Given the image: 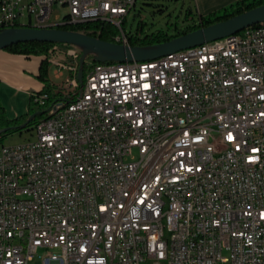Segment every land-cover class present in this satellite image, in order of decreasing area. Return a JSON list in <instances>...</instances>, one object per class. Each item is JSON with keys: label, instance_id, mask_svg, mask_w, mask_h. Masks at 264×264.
<instances>
[{"label": "built area", "instance_id": "1", "mask_svg": "<svg viewBox=\"0 0 264 264\" xmlns=\"http://www.w3.org/2000/svg\"><path fill=\"white\" fill-rule=\"evenodd\" d=\"M136 4L0 0V31L101 22L130 46ZM65 54L72 91L34 93L35 139L0 147V264H264V24L194 55L84 64L82 82Z\"/></svg>", "mask_w": 264, "mask_h": 264}, {"label": "water", "instance_id": "2", "mask_svg": "<svg viewBox=\"0 0 264 264\" xmlns=\"http://www.w3.org/2000/svg\"><path fill=\"white\" fill-rule=\"evenodd\" d=\"M258 24H264V5L151 47H131L106 42L81 32L61 29L60 27L64 26L62 24L46 29L10 28L0 31V50H5L20 43L33 42L75 46L81 50V68L77 78L82 82L83 66L87 57L92 56L93 61L97 63L153 61L176 52L201 46L207 42L237 34L246 28ZM42 114L43 112L32 114L26 124L33 121L37 115ZM8 130L6 129L4 132H8Z\"/></svg>", "mask_w": 264, "mask_h": 264}, {"label": "trees", "instance_id": "3", "mask_svg": "<svg viewBox=\"0 0 264 264\" xmlns=\"http://www.w3.org/2000/svg\"><path fill=\"white\" fill-rule=\"evenodd\" d=\"M261 5H264V0H237L217 11L210 13L209 15L200 16L198 18V23L194 21L193 25H188L186 27H184L185 25H183L181 28L176 27L173 34H169L164 30H159L155 33H144L143 28L138 27L135 33L128 34L129 45L131 47H151L159 45L171 41L177 37L183 36L187 33L198 30L200 28L208 27L218 22L227 20L231 17L242 14ZM190 13L192 14V12ZM193 19L194 18H192L191 20ZM188 20L189 17L186 18L185 22ZM60 28L77 32L85 31L88 35L92 37H96L103 41L111 43H115V36L118 32L116 28L111 24L101 22H89L82 25H64ZM91 29H93L92 33L89 32V30ZM54 45L56 44L38 42L20 43L8 47L7 49H5V51L25 56H47L49 55V52ZM39 79L44 83L43 91L49 93L51 95L52 100H55L57 99V97L60 96L59 94L52 92L53 83L49 79V64L46 60L41 66ZM38 112L42 111L35 110L31 104L27 114L16 119H9L6 115L5 108L0 100V137L2 138L9 133L22 132L23 130H31L35 123L42 117V115H37L36 118L29 124H26V122L32 114ZM6 129H9L8 132H4V130Z\"/></svg>", "mask_w": 264, "mask_h": 264}, {"label": "rangeland", "instance_id": "4", "mask_svg": "<svg viewBox=\"0 0 264 264\" xmlns=\"http://www.w3.org/2000/svg\"><path fill=\"white\" fill-rule=\"evenodd\" d=\"M55 10H59L58 12L62 14L67 11L66 8L61 7L55 8ZM195 13L196 7L193 0H137L135 11L127 18L124 28L127 34L135 33L138 27H142L144 33H155L159 30H164L169 34H173L176 27L181 28L186 18L192 19L191 16ZM186 22L192 23L191 20ZM64 49H77L81 53V50L75 46L59 45V51L52 53L50 56L51 63L49 64V68L52 81L69 92L72 91V88L65 85L67 78L70 77L68 70L65 69L63 71L62 77L57 78L55 76V71L60 69L59 64L66 63L71 65L73 62L72 58L66 56ZM92 62H94L93 58L87 57L85 64L88 66ZM33 108L37 110V106L34 105ZM34 139L35 133L32 130L9 133L2 138L0 137V147L18 145ZM43 254L44 252L40 250L39 254L30 264H42L41 257ZM145 264H151V262Z\"/></svg>", "mask_w": 264, "mask_h": 264}, {"label": "crops", "instance_id": "5", "mask_svg": "<svg viewBox=\"0 0 264 264\" xmlns=\"http://www.w3.org/2000/svg\"><path fill=\"white\" fill-rule=\"evenodd\" d=\"M193 1L196 13L191 17L196 20L237 0ZM45 60L50 64L44 56H25L0 50V100L9 119L27 114L32 104V95L43 90L44 83L40 81L39 75ZM49 79L52 81L50 68Z\"/></svg>", "mask_w": 264, "mask_h": 264}, {"label": "bare ground", "instance_id": "6", "mask_svg": "<svg viewBox=\"0 0 264 264\" xmlns=\"http://www.w3.org/2000/svg\"><path fill=\"white\" fill-rule=\"evenodd\" d=\"M251 28H260V24L246 28L245 30H243L237 34L230 35V39H237V38L244 37V35H247L249 33V29H251ZM228 41H229V36L220 39V43H228ZM198 50H199V46L193 47L190 49H186L185 55H194L195 51H198ZM163 59H169V55L161 57L155 61H163ZM130 67H133V62L120 63V68H130Z\"/></svg>", "mask_w": 264, "mask_h": 264}]
</instances>
